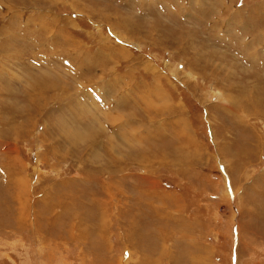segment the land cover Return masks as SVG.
<instances>
[{
  "label": "rangeland",
  "instance_id": "1",
  "mask_svg": "<svg viewBox=\"0 0 264 264\" xmlns=\"http://www.w3.org/2000/svg\"><path fill=\"white\" fill-rule=\"evenodd\" d=\"M0 264H264V0H0Z\"/></svg>",
  "mask_w": 264,
  "mask_h": 264
},
{
  "label": "bare ground",
  "instance_id": "2",
  "mask_svg": "<svg viewBox=\"0 0 264 264\" xmlns=\"http://www.w3.org/2000/svg\"><path fill=\"white\" fill-rule=\"evenodd\" d=\"M254 107V106H253Z\"/></svg>",
  "mask_w": 264,
  "mask_h": 264
}]
</instances>
